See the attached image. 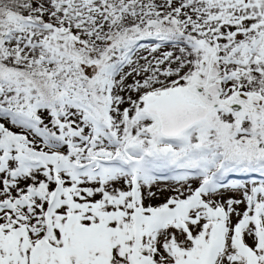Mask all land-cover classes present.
Here are the masks:
<instances>
[{"label":"snow or ice","instance_id":"snow-or-ice-1","mask_svg":"<svg viewBox=\"0 0 264 264\" xmlns=\"http://www.w3.org/2000/svg\"><path fill=\"white\" fill-rule=\"evenodd\" d=\"M0 264H264V0H0Z\"/></svg>","mask_w":264,"mask_h":264}]
</instances>
